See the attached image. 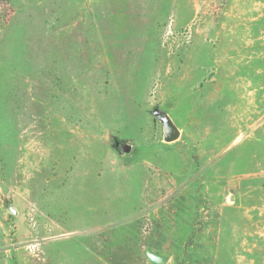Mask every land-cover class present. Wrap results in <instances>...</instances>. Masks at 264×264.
<instances>
[{"label": "rangeland", "instance_id": "374dc122", "mask_svg": "<svg viewBox=\"0 0 264 264\" xmlns=\"http://www.w3.org/2000/svg\"><path fill=\"white\" fill-rule=\"evenodd\" d=\"M149 251L264 264V0H0V264Z\"/></svg>", "mask_w": 264, "mask_h": 264}, {"label": "water", "instance_id": "95a60500", "mask_svg": "<svg viewBox=\"0 0 264 264\" xmlns=\"http://www.w3.org/2000/svg\"><path fill=\"white\" fill-rule=\"evenodd\" d=\"M158 115L165 127V139L167 141L176 140L181 134L179 127L167 114L159 112ZM118 145L125 152L131 151L132 146L128 143L119 142ZM11 209L15 213H17V210L14 206H11ZM148 255L154 261L155 264H165L167 262V259L165 257L155 252L149 251Z\"/></svg>", "mask_w": 264, "mask_h": 264}]
</instances>
